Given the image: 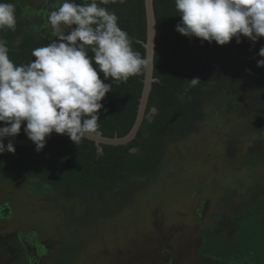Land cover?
I'll use <instances>...</instances> for the list:
<instances>
[{
	"label": "rangeland",
	"instance_id": "rangeland-1",
	"mask_svg": "<svg viewBox=\"0 0 264 264\" xmlns=\"http://www.w3.org/2000/svg\"><path fill=\"white\" fill-rule=\"evenodd\" d=\"M53 2L15 0L27 18L42 21L33 29L40 38L58 39L48 22ZM253 58L238 54L233 74L246 76ZM201 61L220 76L231 67ZM206 73L197 118L158 141L154 179L125 174L107 194H34L17 181L0 182V207L11 212L0 216V264H32L20 234H34L44 248L33 264H264V121L252 123Z\"/></svg>",
	"mask_w": 264,
	"mask_h": 264
},
{
	"label": "trees",
	"instance_id": "trees-1",
	"mask_svg": "<svg viewBox=\"0 0 264 264\" xmlns=\"http://www.w3.org/2000/svg\"><path fill=\"white\" fill-rule=\"evenodd\" d=\"M4 2L15 5L17 21L15 31L0 30V37L9 48L10 60L16 65L34 61L32 50L51 40L40 38L34 32L35 21L24 15L15 0ZM152 2L155 18L153 78L157 81L151 85L145 116L135 138L127 146L102 145V153L98 156L92 141L84 139L76 145L68 136L48 139L40 152L31 147L15 146L14 154H0V182L17 181L27 192L34 194L43 193L47 188L107 194L125 174L137 172L154 179L162 165L158 141L172 128L197 118L194 114L206 93L207 83L202 81L206 66L201 60L224 63L237 59L239 53L258 54L264 46V37L255 43L246 37L236 43L233 38L222 46L215 41L209 43L201 42L197 37L189 38L175 30L181 17L174 0ZM76 3L80 4L81 0ZM97 3L115 12L118 26L131 38L132 49L145 57L142 45L146 42L144 0H106L103 4L97 0ZM88 55L94 53L89 50ZM93 67H97L94 62ZM98 75L104 80L103 73L98 71ZM193 78H199L201 82L190 86L189 81ZM143 79L144 71L130 76L127 81L104 80L112 84V90L101 101L98 136L122 138L129 133L137 115ZM151 110L154 114L149 120L147 115ZM3 126L0 122V127ZM189 126V129L181 127L180 130H191L192 126ZM24 127L22 125L20 133L12 138L29 140Z\"/></svg>",
	"mask_w": 264,
	"mask_h": 264
},
{
	"label": "clouds",
	"instance_id": "clouds-1",
	"mask_svg": "<svg viewBox=\"0 0 264 264\" xmlns=\"http://www.w3.org/2000/svg\"><path fill=\"white\" fill-rule=\"evenodd\" d=\"M103 3L106 0H100ZM174 3L181 17L175 30L189 38L222 46L233 38L236 43L241 37L255 43L264 37V0ZM56 4L48 22L58 39L33 49L34 61L14 64L9 48L0 41V122L5 125L0 127V154L15 153L12 140L7 144L4 140L17 136L22 125L37 152L53 132L66 134L76 145L90 135H99L101 101L112 90V84L104 80L127 81L154 66L152 54L142 57L134 51L128 33L118 26L115 12L101 7L97 0H81L80 4L56 0ZM16 23L15 5L0 0V30L15 31ZM89 50L94 55L89 56ZM258 56L264 57V46ZM257 67H264V59L257 60ZM200 82L193 78L189 84Z\"/></svg>",
	"mask_w": 264,
	"mask_h": 264
},
{
	"label": "flooded vegetation",
	"instance_id": "flooded-vegetation-1",
	"mask_svg": "<svg viewBox=\"0 0 264 264\" xmlns=\"http://www.w3.org/2000/svg\"><path fill=\"white\" fill-rule=\"evenodd\" d=\"M51 2L54 3L53 0H51ZM33 19L38 23H42V21L38 19L37 16H33ZM244 54L247 56L249 55V57H256L252 59L254 60L252 62L253 69L250 70L246 76L243 77L241 75V72L239 71L237 75L233 74L235 72L232 71L233 68H237L238 66H240V61L238 59L228 61L231 63V67L227 66L228 70L224 71L222 76H220L210 64V66L206 67L205 72L207 73L205 76L211 75L210 70L215 71L217 77L211 75L213 78L208 79L209 80L208 84L214 85V87L216 86V84H221L223 85L224 89L226 87V90L223 91V94L221 96L227 99L230 104L233 103L234 106L237 107L239 105L241 108H243L244 112H247L246 117L251 118L253 120L252 123H259L258 121L260 122L264 121V67H257V60L261 58V57L257 58L259 57L258 54H250V53H244ZM261 59H264V57ZM249 63H251V61H249ZM203 79L205 80L204 74H203ZM214 97L215 94L210 95L208 100L209 101L215 100ZM152 112L153 111L151 110L150 113ZM150 113L147 115V118L149 120L152 117V116L149 117ZM193 127L194 126H192V129ZM252 130L253 128H251V131ZM256 156H258L257 153ZM61 191H69V190H61ZM204 211H205L204 209L201 210L202 216L206 212ZM10 214L11 212L7 207L4 206L0 207L1 219L11 217ZM198 214L200 213L198 212ZM25 236L20 234L21 237L20 242L27 251L28 256L33 259L32 260L33 261L32 264H33L37 261L40 254L44 251L43 250L44 248H41V246H37L36 238H35L36 236L34 234L28 238Z\"/></svg>",
	"mask_w": 264,
	"mask_h": 264
},
{
	"label": "water",
	"instance_id": "water-1",
	"mask_svg": "<svg viewBox=\"0 0 264 264\" xmlns=\"http://www.w3.org/2000/svg\"><path fill=\"white\" fill-rule=\"evenodd\" d=\"M153 0H144V11L146 20V42L143 43L145 50V57L148 55H154V40H155V18L153 12ZM0 41H3L0 37ZM157 80L153 78V68L149 67L148 70L144 71L143 88L141 92V97L139 99V105L137 110V115L134 124L129 131V133L122 138H105L98 135H90L87 140L94 143L96 147V156L102 153V145L106 146H127L130 141H132L139 131L141 123L145 116V110L148 102L149 93L151 90L152 83ZM154 112V110H152ZM60 136H67L66 134H57L55 132L51 133L46 139L57 138ZM9 140H12L14 146H26L35 148L34 143L29 140H18L12 137H6L4 143L7 144Z\"/></svg>",
	"mask_w": 264,
	"mask_h": 264
}]
</instances>
